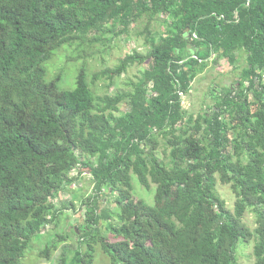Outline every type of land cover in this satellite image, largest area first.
Wrapping results in <instances>:
<instances>
[{
  "label": "trees",
  "instance_id": "obj_1",
  "mask_svg": "<svg viewBox=\"0 0 264 264\" xmlns=\"http://www.w3.org/2000/svg\"><path fill=\"white\" fill-rule=\"evenodd\" d=\"M144 16L147 52L92 77L112 81L147 63L128 91L94 97L83 67L70 91L45 82L43 65L62 46L104 42L85 38L110 25L127 35ZM219 60L238 70L236 84L208 114L187 117L182 97ZM263 78L264 0H0V264H20L60 214L51 201L76 167L95 193L73 231L85 245L78 264H92L93 245L110 264H236L237 242L253 238L254 264H264ZM160 147L167 161L157 158ZM131 174L144 189L155 186L153 205L133 199ZM216 180L229 185L232 212L215 195ZM103 190L115 194L113 243L98 230L110 217L97 215ZM247 210L253 232L242 222Z\"/></svg>",
  "mask_w": 264,
  "mask_h": 264
},
{
  "label": "rangeland",
  "instance_id": "obj_2",
  "mask_svg": "<svg viewBox=\"0 0 264 264\" xmlns=\"http://www.w3.org/2000/svg\"><path fill=\"white\" fill-rule=\"evenodd\" d=\"M146 21L145 16L139 19L137 23L130 27L127 35H118L119 27L110 25L105 28L106 32L100 33L92 30L85 38L88 41L100 36V39L104 42H88L81 48H77V44L71 47L62 46L43 65L45 82L55 81L59 91H70L75 86L78 71L83 67L86 82L90 84V90L94 97H112L118 92L128 91L130 89L129 84L135 82L140 73L147 69V63L128 67L125 74L119 78H114L112 81L101 79L92 82V77L99 71L113 68L125 55L134 51L143 54L147 52L148 46H145L144 43L146 36L140 35ZM151 29L153 32V29L157 30L158 27L152 22ZM161 31L162 29L159 30V32ZM238 64L239 67L243 65L242 54L238 55ZM237 73L238 70L231 72L230 67L224 60H219L216 63L210 62L206 70L197 76L191 84L190 93L182 97L181 105L187 117L195 118L199 114H208L214 106L215 99L220 96L223 89L236 84ZM118 109L120 113H124L126 105L120 104ZM156 156L160 160L167 161L162 147L158 149ZM91 161L94 162L93 159ZM68 178L74 180L66 185L51 201L54 208L60 210V214L53 222L46 225L36 237L31 239L28 247L24 250L20 264H56L62 256L66 257V264H78L76 262V251L83 253L85 245L81 244L79 242L81 240L77 237L81 233L77 232V235H74L73 231L76 228L81 229L80 226L84 225V221L87 219V204H89H85V202L95 193L88 172L82 168L76 167L68 175ZM130 182L133 199L143 200L146 204L153 205L156 192L155 186L151 184L149 189H144L132 174L130 175ZM114 195L110 196L106 190H103L97 199V215L102 217L103 212L110 214L109 218L102 217L98 223L100 234L109 243L119 240L107 231L109 224L114 225L117 223L115 218L116 208L113 204ZM215 195L224 201L227 210L233 211L235 197L229 185L221 184L216 180ZM242 222L251 232L256 228L255 217L248 210L243 214ZM47 246H49V250L46 257L42 252ZM253 246L254 238L248 243H242L241 240L237 242L234 249L236 264H254ZM92 264H110L98 245H93Z\"/></svg>",
  "mask_w": 264,
  "mask_h": 264
}]
</instances>
